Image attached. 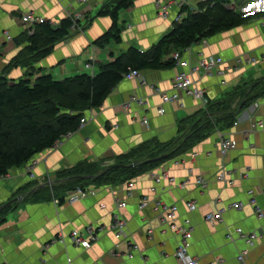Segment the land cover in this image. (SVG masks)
<instances>
[{"label": "crops", "instance_id": "1", "mask_svg": "<svg viewBox=\"0 0 264 264\" xmlns=\"http://www.w3.org/2000/svg\"><path fill=\"white\" fill-rule=\"evenodd\" d=\"M105 1L0 0V75L26 46L22 42L25 30L21 15L28 11L51 20L55 27L61 19L75 15L81 16V24L89 23L84 30L72 29L67 39L56 44L49 55L32 67L12 66L5 75L10 81L29 75L31 80L50 75L58 81L81 74L95 75L99 66L109 63L112 57L129 48L148 51L173 30L172 19L157 17L154 7L157 0H133L129 8L118 14L120 42L96 46L94 42L112 26L109 17L98 16ZM186 1L185 7L190 11L203 4L199 0ZM225 6L253 18L238 28L207 39L204 48L194 46L190 52L182 54L192 68L199 60L198 48L205 56H217L224 61L210 74L200 71L194 75L219 112L209 114L199 101L177 92L179 99L164 105L163 114L158 113L162 104L152 86L161 92L174 93L171 80L177 72L183 71L176 63L168 69L138 72L139 79H123L101 106L83 112L86 122L81 129L31 160L36 162L31 170L35 179L31 180L27 172L31 161L9 170L0 179V207L17 196L28 194L33 189L31 186L50 184L49 189L41 188L25 196L12 209L0 213V263L181 264L174 257L180 237L160 223V211L152 204L160 200L177 206L178 225L183 219H189L193 225L189 253L198 264H211L217 258L223 259L225 264H235L236 256L245 248L244 242L235 235L239 227L244 233L253 232L259 237L244 264H264V215L262 219L256 217L247 197V191L252 190L257 206L264 213V83L253 91L252 95L257 96L254 102L239 110L242 101L239 88L264 77V18L260 16L264 12V0H228ZM6 33L12 38L9 42L5 39ZM170 52L164 60L172 58ZM252 58L258 60L255 65L248 63ZM90 61L92 68L86 69ZM131 96L142 99L143 104L131 103L126 109ZM236 109L239 112L232 119L222 118ZM142 119L147 120L146 125L142 124ZM207 121L211 124L204 126L206 131L212 128L214 131L186 154L128 180L134 184L131 195L125 193L126 183L98 188L89 185L95 190L93 196L72 205L66 202L72 192L68 189L71 180L62 179L63 172L81 163L97 164L100 169L114 165L145 143L170 145L185 127L193 122H199L201 127ZM219 132L237 142V148L223 158L217 152ZM162 171L174 177L173 184L164 180L156 184L151 174ZM221 172L226 173L227 183L216 180ZM195 177L207 180L206 189L193 183ZM184 180H190V184L180 187L178 184ZM144 197L150 204L139 210L140 199ZM116 199L123 200L125 207L116 209ZM190 201L196 205L193 212L185 207ZM237 202L243 204L241 210L228 209L230 203ZM218 208L226 209L222 222H206L204 216ZM115 214L126 221L127 239H115L113 233L106 230L98 234L89 249L73 245L71 231L89 226L108 229ZM229 234L234 237L233 241L226 238ZM128 242L133 244L132 257L127 255Z\"/></svg>", "mask_w": 264, "mask_h": 264}, {"label": "trees", "instance_id": "2", "mask_svg": "<svg viewBox=\"0 0 264 264\" xmlns=\"http://www.w3.org/2000/svg\"><path fill=\"white\" fill-rule=\"evenodd\" d=\"M133 0H106L99 10L98 16L109 17L111 28L97 41L96 46L103 47L109 42H120L118 14L126 10ZM228 0H208L200 8L192 12L188 8L181 9L185 14L179 23H175L173 30L148 51H139L129 48L117 57H112L109 63L100 65L95 75L81 74L54 80L50 75H43L31 80L20 78L10 81L6 72L20 64L25 68L32 67L40 58L51 53L55 45L71 35V30L81 27L84 30L89 21L81 24L71 18H63L58 26L48 22L37 25L33 34L24 33L22 42L25 48L22 54L10 62L0 75V179L5 177L9 170L20 167L40 153L51 149L64 136L73 134L79 127L83 112L102 105L105 98L114 87L125 79L129 70L142 72L147 70H162L175 66V61L164 60L171 50V54L181 52L185 48L202 39H209L217 33L230 31L244 25L253 16L244 17L225 6ZM264 18V12L260 15ZM17 61V63H16ZM264 79V77L260 78ZM245 84L239 88L241 109L247 108L256 99L253 91L264 83V80ZM260 81V82H259ZM206 112L217 114L218 106L208 102ZM238 109L222 115V118L232 119L238 114ZM195 123V122H193ZM185 127L178 139L167 146L156 142H148L122 156L118 163L104 166L81 163L72 170L63 172L65 178L88 177L93 179L83 181H69L68 189L73 191L77 187L87 189L89 185L104 187L127 183L143 173L152 171L157 166L171 159L181 157L190 151L196 144L212 134L214 129L207 130L205 125L198 123ZM164 155L165 159L151 162L152 159ZM116 165H133L118 169ZM46 184L42 189H49ZM36 185L31 186L35 188ZM16 205V204H15ZM15 205L3 209L10 210Z\"/></svg>", "mask_w": 264, "mask_h": 264}, {"label": "built area", "instance_id": "3", "mask_svg": "<svg viewBox=\"0 0 264 264\" xmlns=\"http://www.w3.org/2000/svg\"><path fill=\"white\" fill-rule=\"evenodd\" d=\"M201 3H206L208 0H199ZM80 3H84L85 0H78ZM187 4L186 0H157L154 3V7L157 13V17L162 20L172 19V23H179L182 18L183 14H181V9L184 8ZM229 8V7H228ZM231 9V8H230ZM71 18L73 21H82L80 15H75L74 17H68ZM21 22L23 23L25 33L27 35L33 34V31L37 25L43 24L48 22L50 25H54L51 20L45 19L43 16L38 15L34 11H28L21 15ZM5 39L7 42L11 41V36L6 33ZM201 48H204L207 45V39H202L197 43L192 44L191 46L185 48L181 52H175L171 55L172 59L175 61V63L179 66L183 67V71L177 72L174 77L171 80V87L174 93L169 94L165 92H161L158 87H153L152 89L155 93H157L160 96L161 104L162 106L158 109L159 114H163L165 109L164 105L168 103H172L177 101L178 95L177 92H181L185 97H191L201 103L203 108H205L208 105L209 99L207 98L205 91L198 85L197 80L194 79V75L197 72H202L204 74H210L213 69L219 68L224 64V61L222 58L217 56H205L202 51L198 48V56L199 60L196 63V65L192 68L189 67L187 64V61L183 60L182 54L188 53L191 51V49L194 46H198ZM91 61L94 60V57L90 58ZM91 61L86 64V69L92 68ZM258 61L257 59H250L248 60V63L250 65H255ZM240 64V60L237 62ZM235 69V67H232ZM92 72V71H91ZM91 75H93L91 73ZM138 72L129 70L128 74L125 75V79H139ZM143 100L139 98H135L134 96H131L128 100V102L125 104V108L128 109L130 107L131 103H136L138 105L143 104ZM86 120L85 118H81L79 127L77 130L81 129ZM142 124L146 125L147 120L142 119ZM261 123H258L257 125L260 126ZM236 125V123H234ZM76 130V131H77ZM71 134H68L64 137H62L56 144H58L63 138H66L70 136ZM219 141L217 144V152L220 157H224L227 153L234 151L237 148V142L233 138H228L225 136L224 133L219 132ZM194 157L196 154L193 155ZM36 164L35 161H31L30 166L27 168V172L29 173V178L31 180L35 179V176L32 174L31 170L33 166ZM168 171H162L159 174H151L152 179L156 182V184H160L162 180L166 181L168 184H173L175 181L174 177L170 176L168 174ZM216 180L221 183H227V175L225 172H221L216 176ZM190 184V180H184L180 184H178L180 187H183L187 184ZM193 183L198 186L200 189H206L207 186V180L203 177H195L193 180ZM231 184V182H229ZM134 190V184L132 182L126 183L125 193L127 196L131 195ZM95 194L94 188H79L77 187L75 190H73L71 193H69L67 198V203L72 205L76 202H78L80 199H83L84 197L93 196ZM247 197H248V203L253 206L255 215L258 219L263 218V210L257 206L256 201L254 199L253 191L248 190L247 191ZM116 209H122L125 207V203L123 200L116 199L115 200ZM150 204V200L146 197L141 198L139 202V210L144 209L147 205ZM152 204L155 205L158 211H160V223H162L163 226L167 227L172 233L178 235L180 237L178 245L174 252V257L181 263V264H198V261L195 257L190 255L189 250L192 243V233H193V225L191 224L189 219H183V222L181 225L177 224V217H178V208L176 205H166L162 203L160 200H154L152 201ZM186 210L188 212H193L196 209V205L193 201L187 202L185 204ZM243 208V204L240 202L237 203H230L228 206V209H234V210H241ZM226 211L225 208H218L213 212H209L204 216V220L210 224L214 223H220L222 222V215ZM126 221L120 217L118 214L114 215L113 223L111 226L106 229L104 227L99 228H93L92 226L86 227L84 229L80 230H74L70 233V240L76 247H79L81 249H89L93 243L96 242L98 239V234L100 232H104L106 230H110L115 239H127L128 236L126 234ZM235 235L241 239L244 244L245 248L241 250V252L236 256L235 258V264H244L245 259L249 253L250 248L254 245L255 241L259 239L258 235L253 232L244 233L242 229L236 228L235 229ZM228 241H233L234 237L229 234L226 237ZM130 241V240H129ZM128 257H132L133 254L131 251L134 249L131 248L133 245L131 242H128ZM134 251V250H133ZM5 264V263H0ZM211 264H225V261L223 259H215L214 262Z\"/></svg>", "mask_w": 264, "mask_h": 264}, {"label": "water", "instance_id": "4", "mask_svg": "<svg viewBox=\"0 0 264 264\" xmlns=\"http://www.w3.org/2000/svg\"><path fill=\"white\" fill-rule=\"evenodd\" d=\"M262 80H264V79H260V81H262ZM259 81V82H260ZM258 82H255L253 85H251V88H253L256 84H257ZM163 159H165V156L164 155H162V156H160V157H157V158H154V159H152L151 160V162H157V161H160V160H163ZM133 165H129V166H126V165H116V166H114L115 168H118V169H124V168H128V167H132ZM94 177H92V176H86V177H71L70 178V180L71 181H82V180H89V179H93ZM44 186L43 185H40V186H38V187H35V188H33L28 194H26V195H21V196H17V197H15V198H13L12 200H10V201H8L7 203H5L4 205H2L1 207H0V211H2L3 209H6V208H8V207H11V206H13V205H15V204H18V203H20L21 201H22V199L25 197V196H27V195H31V194H33L34 192H36V191H38V190H40L41 188H43Z\"/></svg>", "mask_w": 264, "mask_h": 264}, {"label": "clouds", "instance_id": "5", "mask_svg": "<svg viewBox=\"0 0 264 264\" xmlns=\"http://www.w3.org/2000/svg\"><path fill=\"white\" fill-rule=\"evenodd\" d=\"M196 11V10H195ZM192 12H194V11H192ZM184 15V14H183Z\"/></svg>", "mask_w": 264, "mask_h": 264}]
</instances>
